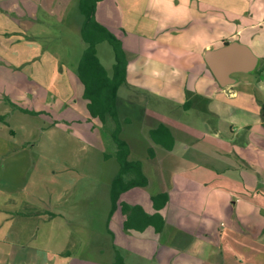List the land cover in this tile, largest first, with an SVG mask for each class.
I'll return each instance as SVG.
<instances>
[{
	"label": "crops",
	"instance_id": "0c3cea01",
	"mask_svg": "<svg viewBox=\"0 0 264 264\" xmlns=\"http://www.w3.org/2000/svg\"><path fill=\"white\" fill-rule=\"evenodd\" d=\"M145 2L146 9L141 5L145 21L141 24L135 18L128 24V27L132 26L129 29L136 32L133 34L136 39L124 41L127 54H130L128 60L140 56L139 49L143 45L141 34L143 38L152 37L156 41L160 35L169 32L172 36L167 44L172 47L185 46L177 43L178 28L171 24L166 30L159 18L149 15H155L154 12L146 15L147 7L150 11L153 6L150 0ZM18 9L21 12L13 14L0 7V158L6 159L14 153L16 148L11 142L19 135L24 139V147L33 145L31 140L35 133L42 138L44 134L66 132L73 139L91 143L95 147H103L105 142H110L115 146L110 154L117 160V142L120 140L128 148L127 159L120 157L133 165L123 175L129 180H141L145 176L148 184L122 192L114 207L111 185L120 172L121 163L118 161L119 166L114 173L110 172L112 175L104 185L105 202L95 211L92 200L87 205L88 196L84 191L78 195L85 200L82 199L80 206H76V200H73L69 210L59 207L52 211L50 208H40V194L32 193V197L31 194L19 195L17 191L1 186L7 185V182L1 181L0 264H24L20 255L25 249L28 235L39 237L41 222L35 219H49L42 218L47 212L45 209L50 210L48 212L52 213L54 219L61 216L71 221H82L86 223L83 226L90 230H93V222L105 224L102 231L111 238L109 253L108 246L101 249L105 257L99 261L92 262L82 257L72 258L66 264H113L117 254L124 256L125 264H182L178 263L179 260L186 264H242L245 262V258L241 257L244 254L249 258L247 264H264L260 250V244H264V193L258 192L259 186L264 188V173L259 168L251 169L253 164L264 158V122L261 119V105L264 106V102L257 100L253 108L258 113L256 128L238 114L245 124L239 128L230 126L231 134L224 141L223 127H211L206 117L223 115V107H228L227 97L234 99L241 96L235 89L237 81L226 88L219 85L204 57L201 72L204 74L201 76L204 89H187L188 95L178 103L134 83L136 77L131 73L134 67L128 61L129 76L120 87L117 110L112 109L111 113L104 114L103 120L91 116L88 113L89 100L83 97L84 87L77 75L69 80L68 71L52 62L58 56L41 49L33 36H24V27L28 28V23L23 19H30L31 15L25 6ZM119 26L123 29L122 25ZM124 28L122 33L125 40L130 30ZM241 30H229L211 42H205L203 52L206 48H217L236 40L249 46L241 37ZM2 58H6L8 65ZM147 58L153 61L161 59L153 54ZM111 66L113 69V64ZM260 72L264 76V66ZM144 80L157 81L158 78L146 76L142 77ZM187 100H190V105ZM224 110L227 113V109ZM194 112L201 117V123L189 124L188 118ZM244 115H248V112ZM45 121L50 126H45ZM69 129L72 130L69 132ZM241 130L244 134L240 137ZM203 137L207 143L203 142V146H200L199 139ZM242 141L248 145L244 146ZM246 148H250V151ZM191 151L199 153L200 159L204 158V166L194 161L198 157L196 154L189 155ZM195 173L201 176L196 178ZM185 179L187 183L193 179L199 182L204 180L206 184L215 183L213 191L206 193L205 197L214 195L217 206L206 217L207 224L203 227L197 226V221L190 225L193 217L183 210L185 195L182 194V187ZM9 182L12 183V180ZM33 203L36 206L32 207H36L40 215L34 216L32 226L29 217L24 215L27 212L22 210L23 206L29 209ZM237 213L240 215L234 217L233 223L228 226L224 219ZM251 218H256L255 229L254 224H250ZM127 221L129 225L125 227ZM49 225L45 224L44 230ZM236 227L242 231H237ZM253 231L258 236L251 234ZM44 235L41 230V241L54 236L48 230ZM235 244L238 245V253ZM123 248L126 255L121 252Z\"/></svg>",
	"mask_w": 264,
	"mask_h": 264
},
{
	"label": "rangeland",
	"instance_id": "374dc122",
	"mask_svg": "<svg viewBox=\"0 0 264 264\" xmlns=\"http://www.w3.org/2000/svg\"><path fill=\"white\" fill-rule=\"evenodd\" d=\"M89 1L93 6L92 20L111 32L120 42L126 54L125 80L129 76L130 62L134 67L131 73L136 77L134 83H137L142 89H152V91L178 103L183 102L188 95L187 89L199 91L204 89L205 85L201 78L204 75L201 73L204 60L203 44L211 42L223 33H228L229 30L236 31L242 28L241 37L259 56L260 62L257 69L250 73H235L234 76L237 78L235 89L241 96L234 99L228 96L226 99L228 107H223V115H210L206 117V120L211 127H223L222 132H225L222 138L225 139L224 141H226V136L231 134L230 126L239 128L247 122L256 128L258 113L254 112L253 108L256 106L257 100L264 102V76L260 72V68L264 66V0H150L153 10L149 11L150 8L147 7L146 15L154 12L155 15H149L159 18L161 25L166 30L170 28L171 24L178 28L176 39L179 42L177 43L185 44V46L172 47L167 44L172 36L168 31V33L160 35L156 41L152 37L143 38V34H141L140 39L143 45L139 49L140 56L130 60H128L130 54H127L124 41L133 40L135 38L133 34L136 32L130 30L129 28L132 26L128 27V24L135 18L141 24L145 21L144 10L141 12V5L143 9H146L144 7L145 0ZM80 2L81 0H0V7L13 12V14L21 12L18 8L27 7L31 18L23 19L26 24L28 23V28L24 27L28 35L24 34V36H33V40L38 43L37 45L41 49L49 51L55 57L58 56L57 60H52L53 64H57L58 68H65L69 73L68 78L71 80L76 78V75L78 77V72L75 70L81 64L87 47L82 33L84 24L81 27L86 16L80 8ZM110 25H113L112 28ZM119 25H122L123 29L126 27V30H130L125 40L124 30ZM96 50L100 63L109 69L107 71L110 75H113L111 65L115 64L117 57L112 44L102 41L96 44ZM149 54L161 59L150 60L147 58ZM2 59L8 65L6 58ZM146 76L157 77L158 80L142 81V77ZM230 103L232 104L230 105ZM263 107L261 105L262 109ZM88 109V113L93 116L94 110L89 107V103ZM224 109H227V113ZM245 112H248V115H244ZM238 114L242 115L244 123ZM188 121L189 124L195 125L201 123V117L197 112H194ZM48 124L45 121V126H50ZM71 130L69 129V132ZM18 133L21 132L18 131ZM68 134L56 132V134H44L41 138L38 133H35L31 140L33 145L25 147L23 137L19 135L18 138H14L11 142L12 146L16 148L14 153H11L6 159L0 158V183L1 181L7 182V185L1 186L17 191L19 195L21 193L31 194L32 197V193L40 194L42 200L40 208H50L52 211L59 207L69 210L70 202L73 200H76L74 203L76 206H80L85 200L78 195L84 191V194L87 193L88 196L87 205L92 200V208L95 211V208L105 202L106 189L104 185L112 175L110 172L114 173L119 166L118 160L110 154L113 153L115 146L113 143L105 142L103 147L98 145L95 147L88 142H79ZM243 134L244 131L241 130L239 136L241 137ZM236 141L238 142V140ZM199 142V145L203 146V142L206 144L207 139L203 137L199 139ZM242 142L244 146L248 145L247 142ZM246 149L250 151V148ZM195 154L198 157L199 153L195 151H191L189 155ZM202 160L204 158L198 157L194 161H198L199 166H204ZM253 165L251 169L259 168L264 173V158ZM189 173L185 175L187 176ZM198 174L195 173L194 177L201 176ZM9 180H12V183ZM213 188H215L214 182L206 184L204 180L199 182V180L194 181L193 179L187 183L185 179L184 187H182L185 203L182 205L186 215L193 217L190 220V225L195 224L196 221V225H200V227L207 224L206 217H209L210 213L214 212V207L217 206L214 202V195L210 198L205 197V194L212 192ZM258 192L264 193V188L259 186ZM34 205L36 206L35 203L30 204L29 209L23 206L22 211L27 212L24 215L29 217L32 226L35 220L41 222L39 223V237H29L28 235L27 244L20 255L22 263L66 264L72 258L80 259L82 257L96 262L105 257L101 254V249L108 246L107 252L109 253L112 241L102 231L105 224L93 222V230H90L83 226L86 223H82V221H71L61 216L54 219L48 209H45L47 212L42 218L49 219L45 220L39 217L35 219L34 216L39 212L36 207H32ZM233 215L224 219L228 226L233 223V218L240 214ZM243 218L245 219V216ZM255 221L256 218L250 219V224H254V229L257 226ZM45 224H50L47 230L52 231L54 236L41 241L45 237L44 232L47 231L43 228ZM212 226H214L213 223ZM41 230L43 237H41ZM236 230L242 231L237 227ZM251 234L257 235L254 231ZM56 236L57 243L55 242ZM235 248L238 253L237 244H235ZM260 250L264 257V244H260ZM121 252L125 254V248ZM241 257L245 258V262L242 264H247L248 255L244 254ZM179 259L177 258V260ZM178 263L186 264L180 260ZM188 264H194V262Z\"/></svg>",
	"mask_w": 264,
	"mask_h": 264
},
{
	"label": "trees",
	"instance_id": "16d2710c",
	"mask_svg": "<svg viewBox=\"0 0 264 264\" xmlns=\"http://www.w3.org/2000/svg\"><path fill=\"white\" fill-rule=\"evenodd\" d=\"M80 8L86 16L82 33L87 47L81 64L77 69L78 78L80 79L81 85H84L85 88L83 97L89 100V107L94 110L92 112L93 116L97 115V117L103 120L104 114L107 112L111 113L112 109L117 110L118 90L126 81V54L117 38L104 26L92 20L93 6L91 1L81 0ZM102 41L111 43L116 52L117 58L113 65V75L108 73L107 69L98 59L96 44ZM187 101L188 105H190V100ZM261 118L264 122V108L262 109ZM117 144L119 148L117 149V156L119 157L118 161L121 163V167L119 174L111 185L112 204L114 207L118 203L122 192L135 186H145L148 184V179L145 176L141 180H129L123 175L133 165L126 160V156L128 155L127 145L120 140H118ZM147 223L149 222L147 221ZM128 225V221L125 222V227H128ZM113 264H125L124 256L117 254Z\"/></svg>",
	"mask_w": 264,
	"mask_h": 264
},
{
	"label": "water",
	"instance_id": "95a60500",
	"mask_svg": "<svg viewBox=\"0 0 264 264\" xmlns=\"http://www.w3.org/2000/svg\"><path fill=\"white\" fill-rule=\"evenodd\" d=\"M204 57L208 68L223 87L236 82L235 73H250L260 62L259 56L249 46L237 40L217 48H206Z\"/></svg>",
	"mask_w": 264,
	"mask_h": 264
}]
</instances>
